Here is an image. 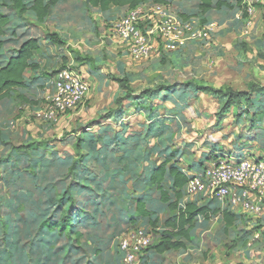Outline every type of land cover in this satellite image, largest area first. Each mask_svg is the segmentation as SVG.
<instances>
[{
    "label": "rangeland",
    "instance_id": "obj_1",
    "mask_svg": "<svg viewBox=\"0 0 264 264\" xmlns=\"http://www.w3.org/2000/svg\"><path fill=\"white\" fill-rule=\"evenodd\" d=\"M167 1L172 12L186 11L180 7L185 0ZM228 1L237 5L239 0ZM9 3L0 0V8L12 20L7 36H16L6 41L2 57L7 60L23 39L34 36L42 45L35 60L45 68L42 78L31 79L36 88L26 90L38 105L32 108L19 99L0 103L5 125L0 135V264H127L120 242L128 229L152 230L153 244L172 231L167 223L177 212L161 202L160 190L150 182L161 162L197 170L213 161L208 157L217 149L264 157V0L251 27L242 10L224 6L219 14L211 12L218 26L208 41L171 50L155 38L150 55L138 61L114 32L128 9L105 14L88 10L86 0H62L52 10L55 18L39 23L31 12L19 15ZM189 5V13L197 15L201 0ZM52 32L67 44L51 42ZM74 61L90 82L89 95L76 109L47 118L48 76ZM252 83L261 87L252 93L251 104L222 114L226 98L197 89L244 90ZM146 90L158 96L149 99ZM121 106L128 109L124 114L118 113ZM83 137L96 141L97 148L86 146ZM4 159H11L6 169L12 176L3 170ZM20 178L28 179L29 188L19 187ZM172 183L168 174L164 187L174 200ZM10 200L19 205L29 230L19 220L9 229ZM139 201L150 215L138 214ZM215 209L208 219L196 217L186 249L144 251L134 264H264V212L240 213L227 229L223 211ZM30 239L28 252L23 243Z\"/></svg>",
    "mask_w": 264,
    "mask_h": 264
},
{
    "label": "built area",
    "instance_id": "obj_2",
    "mask_svg": "<svg viewBox=\"0 0 264 264\" xmlns=\"http://www.w3.org/2000/svg\"><path fill=\"white\" fill-rule=\"evenodd\" d=\"M261 0H241L247 13V27L254 24L257 5ZM151 5L150 7H146ZM200 20L184 19L160 3H145L131 9L114 26L116 36L128 45L134 60L147 58L154 48L155 38L171 50L184 49L190 42L206 40L215 33L217 24ZM207 43V42H206ZM208 44V43H207ZM51 88L47 118L71 111L88 97L90 82L77 63L68 62L47 81ZM184 203L197 197L216 201L223 210L259 216L264 212V158L253 154H221L208 166L188 171ZM184 203L181 206H184ZM153 231L143 227L128 229L120 242L123 261L134 264L137 258L153 244ZM259 235H256V238Z\"/></svg>",
    "mask_w": 264,
    "mask_h": 264
},
{
    "label": "trees",
    "instance_id": "obj_3",
    "mask_svg": "<svg viewBox=\"0 0 264 264\" xmlns=\"http://www.w3.org/2000/svg\"><path fill=\"white\" fill-rule=\"evenodd\" d=\"M61 0H10V8L16 11L19 15H25L29 12L34 15V18L39 23H44L47 18H49L53 13V8L60 2ZM150 2V0H86V5L88 10H92L95 8L100 9L102 12L109 11L112 7H126L128 10L136 9L139 6ZM152 3H160L169 5L170 3L167 0H152ZM224 6H228L231 9L235 7L239 10H242L243 17H247V13L242 9L241 0L238 1L237 5H233L228 0H219L214 2L213 0H201L200 10L197 15H187L185 13H178L184 19H190L193 16L200 17V22L206 24L209 20L208 18L204 17L208 12L213 9H222ZM202 16V17H201ZM264 18V17H263ZM12 26V20L10 17L4 13L0 8V103L4 99H10L11 102L15 99H19L20 101L24 102L25 104H29L30 107L34 108L36 105L39 104V101H35L30 99L27 95L16 93L17 88H22L26 86V76L25 73L27 70H31L32 73H35L37 70L41 69L40 61L35 60L37 52L41 49V42L40 39L34 36H28L27 38L23 39L20 45L17 47V50L13 55H11L7 60L2 57V49L7 40H12L11 38L15 37V33L10 36L9 30ZM12 36V37H11ZM264 40V33L262 36ZM51 42L58 44L60 46L66 45L67 41L61 37V35L57 32H52L49 34L48 38ZM243 47H246L245 43H242ZM76 59L81 62L83 58L77 54ZM80 68V64H78ZM65 66V65H64ZM63 67V66H62ZM61 67V68H62ZM59 70V69H58ZM57 70V71H58ZM57 71L55 73H57ZM55 73L53 75H55ZM53 75H49L48 78L52 77ZM44 76V75H41ZM40 76V78H42ZM30 78H33V74ZM39 76H35L34 79H38ZM49 80V79H48ZM261 86L252 83L249 89L244 90H236L233 88H215L212 86H199L197 89L203 90L213 96L223 97L226 98V103L224 104L223 109L221 110V114L223 112H227L232 109V107H240L244 103L247 105L251 104V95L253 92L258 90ZM128 88V87H127ZM152 90H146V97L149 99H153L154 97L158 96L157 93H151ZM132 95H128L131 97ZM148 108V107H147ZM127 107L121 106L118 109V113L124 114L127 112ZM3 121L0 120V135L1 130L4 129L5 125L2 123ZM98 138L101 136L97 134ZM83 139L87 142L86 146L91 147L92 150L97 148L96 141H90V139L84 138ZM33 147L28 145L27 148ZM26 148V149H27ZM38 148H33V153H36ZM221 154L226 153H236L237 155H242L241 151L233 152V151H224L222 149H217L214 151L212 156L208 157L209 159L212 157L211 160H216ZM254 155V154H253ZM208 158L206 159V163L209 162ZM259 158H264L260 156ZM11 159H4L2 161L3 169L7 176H12L6 168L9 169V162ZM38 160V159H34ZM210 160V161H211ZM170 161L166 160L161 162L152 172L150 176V182L152 185H156L157 188L161 192V202L169 204V208L172 212H177L173 219L168 221V226L172 228V231H165L161 236L160 240L150 245L145 251L153 250L158 254H164L168 251H179L187 248L186 241L190 240L192 230L195 226L196 217L202 216L205 219L210 218V210L213 206L215 212H218L219 209L222 210L219 204L214 200H205L202 205L198 203V201L189 200L184 203V206H181L182 202L185 198L186 193V185L189 180L188 171H193L192 168L188 169H180L178 166L169 165ZM197 168L200 170L205 166H201ZM48 166L44 167L43 173L48 174ZM173 178V183L171 185L172 190L175 193V199L172 200L171 194L165 189L164 181L167 179V175ZM19 187L20 188H27L28 179L20 178L19 180ZM29 188V187H28ZM10 223L9 229H12V225L15 221H20L21 224L25 226L27 230H29V226L26 225L25 219L23 217V213L20 211V207L16 203H11L10 200ZM2 209V205L0 204V210ZM223 211V217L226 222V228H231V226L236 222L237 216L242 214H237L230 211L228 208H225ZM138 214L142 216L150 215L151 212L146 209L145 202L139 201L138 202ZM64 222H69V220L64 217ZM56 225H50V229H54ZM134 228V227H133ZM138 228V227H137ZM177 237H182L183 239H177ZM20 239V237H17ZM16 238V239H17ZM40 238H38L39 240ZM31 240L24 241V246L27 248L28 252L30 251ZM37 246L38 248L41 247V242L38 241ZM186 240V241H185ZM20 241H15V243H19ZM34 258V255H33Z\"/></svg>",
    "mask_w": 264,
    "mask_h": 264
},
{
    "label": "crops",
    "instance_id": "obj_4",
    "mask_svg": "<svg viewBox=\"0 0 264 264\" xmlns=\"http://www.w3.org/2000/svg\"><path fill=\"white\" fill-rule=\"evenodd\" d=\"M62 1V0H61ZM61 1L54 7V8H58V6H59V4L61 3ZM187 1V2H186ZM189 2H190V0H185V4L184 3H181V5H180V7L183 9H186V11H183V13H185V14H187V15H192V13H189V9L191 8L190 7V5H189ZM149 3V2H148ZM169 6V5H168ZM170 7V6H169ZM171 8V7H170ZM95 9H97V10H99L101 13H102V11L100 10V9H98V8H95ZM112 9H114V10H116V9H126L127 10V8L126 7H112L109 11H107V12H105V14H109L111 11H112ZM172 9V8H171ZM173 10V9H172ZM176 11H179V12H182V11H180L179 9H178V7L175 9ZM217 10V11H216ZM223 9H213V10H211L210 12H208L204 17H206V18H208V22H214V21H212V20H210L212 17H213V14H211V12H213V11H216V14H219V13H221V11H222ZM104 13V12H103ZM195 14V13H194ZM51 18H55L54 16H53V14L50 16ZM192 18H194V19H198V20H200V17H198V16H193ZM207 22V23H208ZM217 24V26H218V23H216ZM40 63H42V62H40ZM42 65V64H41ZM44 68H45V65H42L41 66V69L40 70H37L35 73H33V78H30L29 76L32 74V71L31 70H27V72L25 73V76H26V86L25 87H22V88H17V90H23L21 93L22 94H24V95H27V93H28V91L26 92V90L27 89H32V88H36V86H35V84H37V83H35L34 84V81L33 80H31V79H34V77L35 76H39V78H40V76L41 75H44V73H43V71H44ZM48 79V78H47ZM43 82V81H42ZM30 84V85H29ZM46 87V86H45ZM48 87V86H47ZM46 87V88H47ZM38 88H43L44 89V87H43V85H40ZM48 89V91H50L49 89H50V87H48L47 88ZM28 97H30L29 96V94L27 95ZM31 98V97H30Z\"/></svg>",
    "mask_w": 264,
    "mask_h": 264
}]
</instances>
